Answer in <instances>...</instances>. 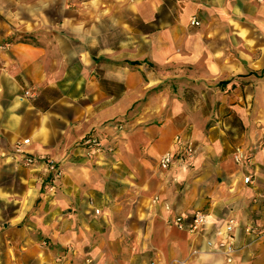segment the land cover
<instances>
[{
	"label": "crops",
	"instance_id": "crops-1",
	"mask_svg": "<svg viewBox=\"0 0 264 264\" xmlns=\"http://www.w3.org/2000/svg\"><path fill=\"white\" fill-rule=\"evenodd\" d=\"M228 218L264 264V0H0V264H225Z\"/></svg>",
	"mask_w": 264,
	"mask_h": 264
},
{
	"label": "built area",
	"instance_id": "built-area-1",
	"mask_svg": "<svg viewBox=\"0 0 264 264\" xmlns=\"http://www.w3.org/2000/svg\"><path fill=\"white\" fill-rule=\"evenodd\" d=\"M192 24L196 25L198 24L197 21L192 20ZM25 97H32L33 92L32 91H24L23 94ZM178 141V138H176V142ZM29 139L26 138L22 140L21 142H17L14 146V151L18 154L23 152V145L28 144ZM84 143L89 147L95 149L96 152H99L102 148L100 145V142L98 140H95V138L88 137L84 140ZM179 155L180 159H183L185 156H191L192 150L189 144L183 145L179 147ZM233 161L240 165L244 161L248 160V157L243 154V152L240 149H236L232 155ZM174 161V154L171 151L164 152L158 159V165L161 169H168ZM24 162L26 164H30L33 162V159L30 156H24ZM48 169L50 171H57L55 168V164L53 162H48ZM58 172V171H57ZM57 172L55 173L57 175ZM242 182L244 184H248L251 182L250 177L246 176L243 178ZM158 198L154 197L152 199L153 202H157ZM96 213H98V210H95ZM208 218L207 215L204 212L196 211L191 216V221L187 227V231L190 233L196 235L199 234L202 231L203 226L207 223ZM173 224L178 229H184V223L182 216H175L173 218ZM237 226V221L234 218H228L225 222V224L218 228L215 231V239H206L205 246L207 248V252L210 254H219L224 257L225 264H237L235 260V254L240 251V247L236 244V239L234 235V228ZM244 231L246 233H254L256 235L264 233V224L261 226L257 225H247L244 228ZM87 263L89 262L86 260ZM149 264H153V262H150Z\"/></svg>",
	"mask_w": 264,
	"mask_h": 264
},
{
	"label": "rangeland",
	"instance_id": "rangeland-1",
	"mask_svg": "<svg viewBox=\"0 0 264 264\" xmlns=\"http://www.w3.org/2000/svg\"><path fill=\"white\" fill-rule=\"evenodd\" d=\"M59 8V6L57 5H52V7L50 9L46 8L45 5H38L37 7V13H36V16H40V17H43V16H56V12H59V10L57 11V9ZM45 9H48L45 11ZM123 129L122 125L121 126H118L117 127V130H121ZM95 140H98L95 138ZM99 141V140H98ZM85 147H88L85 143H83ZM89 148V147H88ZM24 150V149H23ZM102 150V149H101ZM101 150L99 152H96L95 149L93 148H89L88 149V153H87V157L91 160H93L94 158V155L98 154L101 152ZM106 151H109L108 148H106ZM13 152L16 154V155H20L21 156V160H22V165L23 166H30V165H33L34 163H36V158L34 157H31L33 159V162L30 163V164H26L24 162V151L20 154L16 153L14 150ZM44 161L46 162L47 164V168H48V162H53V164H55V162L53 160H50L49 158H44ZM55 168L57 169V171H51L52 174L50 176V179L46 181V184H45V181H43V191H48V192H53L55 190V188L57 187V184H58V180L60 179V175H61V170L59 167H56ZM50 171V170H49ZM57 172V175L55 174Z\"/></svg>",
	"mask_w": 264,
	"mask_h": 264
}]
</instances>
